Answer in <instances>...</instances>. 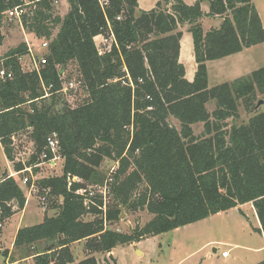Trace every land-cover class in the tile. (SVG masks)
<instances>
[{"label": "trees", "instance_id": "16d2710c", "mask_svg": "<svg viewBox=\"0 0 264 264\" xmlns=\"http://www.w3.org/2000/svg\"><path fill=\"white\" fill-rule=\"evenodd\" d=\"M53 1L0 0V30L6 12L29 9L21 26L48 41L39 73L22 71L24 43L0 57L12 73V79L0 81L3 153L19 172L24 167L14 162L12 138L27 134L35 149L30 165L55 133L63 159L60 176L37 181L39 196L50 189L42 222L19 229L13 246L26 249L34 264H99L94 255L249 203L260 226L254 231L264 238V114L254 113L257 95L264 98V66L211 88L206 67L264 42L252 1L207 0L209 12L203 14L202 0L191 6L159 0L147 12L138 9L137 0H67L63 17L54 16ZM217 16L223 17L221 26L204 32L201 19ZM186 24L197 65L192 82L178 62L179 27ZM97 36L113 38L109 51L98 54ZM3 41L0 32V47ZM69 63L75 64L86 97L74 108L53 112L64 84L60 74ZM49 97V106L38 107ZM239 107L252 116L228 129L227 120L238 117ZM197 124L203 129L195 136ZM106 159L118 167L107 184L112 203L104 210L98 197L76 192L81 184L104 185L99 168ZM73 177L81 182L69 184ZM25 199L15 177L0 175V221L22 211ZM120 205L144 210L151 219L131 234L118 232L112 225L120 223ZM80 242L85 256L75 262L71 246ZM39 243L50 250L37 252Z\"/></svg>", "mask_w": 264, "mask_h": 264}, {"label": "rangeland", "instance_id": "374dc122", "mask_svg": "<svg viewBox=\"0 0 264 264\" xmlns=\"http://www.w3.org/2000/svg\"><path fill=\"white\" fill-rule=\"evenodd\" d=\"M251 1L259 14L264 28V0ZM52 5L54 8V16L63 17L65 2L63 0H54ZM24 11L28 13L29 9H24ZM202 29L205 28L202 27ZM0 32L4 36V41L0 47V57L22 43L27 48H31L35 60L44 55V52L39 48L41 39H36L32 33L23 28L19 20L6 18ZM56 32L57 29L53 30L52 35H55ZM98 44H100V39L97 41ZM243 56L245 58L242 63H234L236 67L238 64H241L246 69H249L248 71L252 72L263 67L264 43L250 49ZM29 60L30 54L23 56L20 60L21 68L24 71H30V65H28ZM230 69L227 68L224 70L225 75H227L225 76L226 80H220L218 83L227 81V79H230L228 77H232L229 75ZM61 74H63L61 80L64 83L63 85L72 82L76 84V88L68 92H61L57 95L55 103L51 107L53 112L74 108L85 96L74 63H69L61 71ZM213 81V76L210 75L209 86L213 85ZM260 100L263 101V104L254 112L256 114H264V98L257 95L254 104H257ZM51 101L49 97L37 104L38 107L43 105L49 106ZM206 108L208 112H212L214 103L209 102ZM251 116L252 113H247L243 107H239L238 117L234 120H227L228 129L231 125L239 126L246 123ZM169 122L174 128L179 130L177 121L170 119ZM202 129V124H197L192 127L195 136L200 135ZM13 144L15 154L21 153L25 149L30 153L35 150L34 146L28 140L26 133L14 136ZM61 165L62 162L59 161L54 170L49 169L46 165H41L38 169H35L34 174H36L38 180L48 176H60L62 174ZM7 168H9L8 162L5 161L0 148V175L4 172L7 173ZM114 168L115 161L106 159L102 162L99 172L108 178ZM25 175L29 180L32 179L30 174L25 173ZM16 182L23 193L26 194L27 189L20 183L18 178H16ZM81 186L82 189L80 190L86 189V184H81ZM33 197V200L29 201L21 212L10 217L5 223L3 232L7 234L6 239L10 240L12 238L17 226L23 228L42 222L44 213L41 209V203L37 196ZM108 202L109 204L112 203L110 195ZM240 209L241 211L237 207L156 237L147 238L125 246H118L108 255L98 254L94 256L99 264H264V238L254 231L259 225L256 215L250 205H245ZM119 210L120 214L123 213V216L121 219L119 218L120 223L118 225H112V228L121 233L131 234L135 228L142 227L151 219V215L144 210L132 212L127 210V207L122 206L121 208V205L119 206ZM46 214L52 216L53 212L49 210ZM41 249V246L36 247L37 252H40ZM24 250L22 248L15 253L20 252L22 255H26L27 250ZM222 252L227 253L226 257L221 256ZM72 253L75 262H79L83 259V246L74 245L72 247ZM4 261L5 258L0 255V264H5Z\"/></svg>", "mask_w": 264, "mask_h": 264}, {"label": "crops", "instance_id": "0c3cea01", "mask_svg": "<svg viewBox=\"0 0 264 264\" xmlns=\"http://www.w3.org/2000/svg\"><path fill=\"white\" fill-rule=\"evenodd\" d=\"M63 1L65 2L64 15H66V13L68 12V4H67L66 0H63ZM169 1L171 2L172 0H169ZM182 1L186 5L191 6L197 0H182ZM158 2H159V0H137V5H138L139 10L147 12V11L154 9ZM169 7H170V3H169V5H167V8H169ZM200 7H201V11L203 12V14H208L209 4H208L207 0H202ZM222 22H223V17H218V16L217 17H203L200 21V24L203 28H205L203 30H204V32H206L210 29H218L221 26ZM188 28H189V26L187 24L183 25L182 27H179V31L182 33V36L180 39V50H179L178 62L184 67L185 79L188 82H192L194 75H195V72H196L197 65L195 63L194 54H193L192 37H191V34L188 32ZM263 30H264V28H263ZM257 46H259V45H257ZM254 47H256V46H254ZM254 47L244 49L242 52H240L238 54L231 55L229 57H226V58H223L220 60L207 62L206 67H207V74H208V82H209L210 75L213 76V80H214L212 86H209V84H208L209 88L216 86V85H219V84H223V83H230L235 79L249 75L252 71H248L249 69H246V67H243L241 64H238V66L236 67L234 65V63L235 62L242 63L244 58H245V56H243V55H245V53L247 51H249L250 49H252ZM227 68H229V69L231 68L229 71V75L232 77H228L230 79H227V81H223L222 83H218V82H220V80H226L225 76H227V75H225L226 73L224 72V70H226ZM0 148L3 152L1 144H0ZM3 155H4V153H3ZM4 159L6 162H8L9 168H7L8 169L7 175L10 176L12 173L15 172V170L13 168V163L7 161L5 155H4ZM15 178H18L20 181L19 177L15 176ZM32 198H34V197L29 198L25 202V205L29 201L33 200ZM245 205L246 206L250 205L252 210L254 211V209L250 203L245 204ZM245 205L239 206L238 207L239 210L241 211L240 208L245 206ZM254 213H255V211H254ZM13 215H15V214H13ZM8 219H10V217ZM8 219H6L5 222L3 221V224H4L3 227L5 226V223L8 221ZM31 226H33V225H31ZM27 227H29V226H27ZM259 228H260V226L258 225V227H256L255 229H259ZM19 229H21V227L17 226V228L14 231L12 238L10 240H8V239H6L7 234L5 232H3V228H2V230L0 231V255H2L5 258V261H4L5 264H29V263L34 264L32 257H26V255H24V254L22 255L20 252L15 253L16 251L22 249V248H15L13 246L16 233ZM74 245H79V246L82 245L83 246V242L75 243L71 247H74ZM37 246L42 247V249L40 251L41 253H44V251L48 248L47 243H39L38 245H36V247ZM83 253H84V251H83ZM84 256H85V254H83V258H84ZM10 261H11V263H10Z\"/></svg>", "mask_w": 264, "mask_h": 264}, {"label": "built area", "instance_id": "2783aa9c", "mask_svg": "<svg viewBox=\"0 0 264 264\" xmlns=\"http://www.w3.org/2000/svg\"><path fill=\"white\" fill-rule=\"evenodd\" d=\"M23 13H25L24 9L21 10L19 8H15L5 13V19L15 18L17 20H20V17ZM97 39L98 40L100 39V44L98 45H97V41H98ZM94 42L97 47L98 54H102L106 51H109L113 43V38L97 36L94 38ZM39 48L40 50L44 52V55L39 57L37 60L34 59L35 57L32 55L31 48H28V54H30V60L28 64L30 65V71H24L22 69L23 72L39 73L40 68L45 65L46 63L45 54L48 49V41L45 39H41ZM21 58L19 59V63H20ZM62 78H63V74H60V80H62ZM10 79H12V73L6 68H4L3 64L1 63L0 64V81L5 82L6 80H10ZM75 88H76V84L70 82L68 84L63 85L62 92H68L69 90H73ZM49 89L50 87L47 89H44L45 97L48 96L47 92ZM85 97H86V94L84 98ZM13 141H14V138H12V142ZM12 147L14 148V144H12ZM33 155H34V151L30 153L27 149H25L21 153L15 154V148H14V162L22 164L24 169L19 172L15 171L9 177H13V178L15 176L19 177L20 183L27 189L26 194L24 193L25 198H26L25 200L27 201L29 198L33 196H37L42 206L41 209L44 212L45 204H46L45 201H46L47 196H49L50 194V189L49 188L43 189L42 190L43 195L42 196L38 195V193L40 192V189L37 185L38 178H36L37 176L36 174H34V170L38 169L41 165H46L49 169L54 170L59 161L63 162V159L61 155L59 154V140H58L57 135L55 133L48 135L45 140L44 150L38 155L37 159L33 163H31L30 165H27V163L31 160ZM117 167H118V162H115V168L113 172L109 175V177L106 179L104 185H90V186H87L85 190H78L76 194L86 195L88 198H92V199H95L96 197H98V199H100V201L102 202L103 209L105 210L107 208V204L109 200V188L107 184L108 182L111 181V176L115 172ZM25 173L30 174V177L32 179L29 180V178L26 177ZM68 181H69V184L70 182H73V183L81 182L79 179L75 177L71 179L68 178ZM7 206L9 207L10 204H7ZM2 228H3V221H0V230ZM226 255L227 253L225 252H222L221 254L222 257H226Z\"/></svg>", "mask_w": 264, "mask_h": 264}, {"label": "water", "instance_id": "95a60500", "mask_svg": "<svg viewBox=\"0 0 264 264\" xmlns=\"http://www.w3.org/2000/svg\"><path fill=\"white\" fill-rule=\"evenodd\" d=\"M262 104H263V101H262V100L258 101L257 104H256V109H257L259 106H261ZM121 208H122V206H121ZM122 216H123V213L120 214L119 218L121 219ZM49 250H50V248L48 247L44 252H48ZM214 252H215V250H214Z\"/></svg>", "mask_w": 264, "mask_h": 264}]
</instances>
